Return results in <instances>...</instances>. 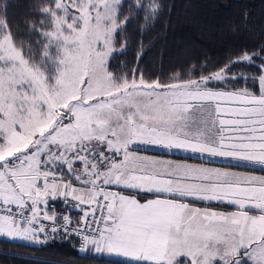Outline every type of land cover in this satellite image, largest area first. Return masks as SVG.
<instances>
[{
    "label": "snow or ice",
    "instance_id": "obj_1",
    "mask_svg": "<svg viewBox=\"0 0 264 264\" xmlns=\"http://www.w3.org/2000/svg\"><path fill=\"white\" fill-rule=\"evenodd\" d=\"M125 3L34 0L38 19L25 27L39 39L27 43L0 4V237H75L79 251L130 264H264V175L132 151L154 145L264 172V43L196 78L146 80L139 63L117 74L110 61L132 19ZM133 9L147 21L162 5L131 0ZM58 199L79 210L75 222Z\"/></svg>",
    "mask_w": 264,
    "mask_h": 264
},
{
    "label": "trees",
    "instance_id": "obj_2",
    "mask_svg": "<svg viewBox=\"0 0 264 264\" xmlns=\"http://www.w3.org/2000/svg\"><path fill=\"white\" fill-rule=\"evenodd\" d=\"M5 0H0L3 4ZM34 0H7L8 18L19 29L18 39L26 43L39 39L30 35L26 24L38 19L32 9ZM131 0L124 4V16L131 15L125 31L118 37L117 48L125 40L127 47L113 56L110 70L117 74L129 73L139 63L146 80L159 78L169 82L177 74L183 79L196 78L217 70L229 58L235 59L241 50L255 51L264 43V0H157L162 5L158 17L145 20L146 13L126 11ZM147 2V0H145ZM248 13L247 25L243 14ZM123 19V16L121 17ZM236 31H232L233 26ZM143 53L138 60V55ZM261 61L257 60L256 63ZM195 69V71H194ZM256 73L255 67L234 66L232 71ZM231 168L259 171L254 167L233 163H214ZM150 195L141 194L138 198ZM51 203V202H50ZM66 211L61 200L54 202ZM130 264L118 257L89 251H79L78 239H60L47 244H33L25 240L0 237V264Z\"/></svg>",
    "mask_w": 264,
    "mask_h": 264
},
{
    "label": "crops",
    "instance_id": "obj_3",
    "mask_svg": "<svg viewBox=\"0 0 264 264\" xmlns=\"http://www.w3.org/2000/svg\"><path fill=\"white\" fill-rule=\"evenodd\" d=\"M132 151H135L140 156H147L150 158L171 160V161L178 162V163H189V164L202 165V166H205L207 164L206 167L220 168L222 170H228V171H234V172H240V173H248V174H253V175H264V172L249 171V170H244V169H239V168H231V167H227V166L214 164V163L223 162V163H233V164H237L238 166H243V167L249 166V167H254L256 169L259 168V165L252 164V163H249L246 161H238V160L225 159V158H220V157H217V160H213V158H215V157L211 158V160H210V159H204V156L199 154V153L194 154L192 152H188V154H186V152L178 151V150L173 152V153L169 152V154H167L166 152H160L158 150L157 151L156 150H150V152H149L148 150H146V148H143V146H141V150L132 149ZM162 156H164V157H162ZM208 163H211V164L208 165ZM125 194H129V193L125 192ZM150 198H152V197L148 196V197H142V198H138V199H141V201L143 202V200L150 199ZM195 206L200 207V208L212 207V208H215L217 210H223V211L234 210L232 208H226L223 205H216V204L205 205L203 203H198ZM105 255L118 257V258H121L123 260L130 261V260H127L128 258H125L122 256L108 255V254H105Z\"/></svg>",
    "mask_w": 264,
    "mask_h": 264
},
{
    "label": "rangeland",
    "instance_id": "obj_4",
    "mask_svg": "<svg viewBox=\"0 0 264 264\" xmlns=\"http://www.w3.org/2000/svg\"><path fill=\"white\" fill-rule=\"evenodd\" d=\"M141 146H143V148H146V150H148L149 152H150V150H158V151H160V152H166L167 154H169V151L168 150H165V149H163V148H161V147H158V146H154V145H143V144H137V145H135L134 147H133V149H137V150H141ZM175 151H177V150H172L171 151V153H173V152H175ZM185 152V151H184ZM186 154H188V152H186ZM194 154H198V153H194ZM204 156V159H210L211 160V158H213V157H210V156H208V155H203ZM162 157H164V156H162ZM171 159V158H170ZM213 160H217V157H215V158H213ZM212 160V161H213ZM213 163V162H212ZM209 164H211V163H208V165ZM207 166V164L205 165V167ZM260 167V166H259ZM259 169V168H258ZM75 209V208H74ZM75 210H77V209H75ZM127 260H129V258L127 259Z\"/></svg>",
    "mask_w": 264,
    "mask_h": 264
},
{
    "label": "built area",
    "instance_id": "obj_5",
    "mask_svg": "<svg viewBox=\"0 0 264 264\" xmlns=\"http://www.w3.org/2000/svg\"><path fill=\"white\" fill-rule=\"evenodd\" d=\"M55 207V205H54ZM58 212H60L62 215L63 214H68L72 217L73 221L75 222L76 219L78 218L79 215H81V213L79 212V210H74V211H66L64 209H61L60 207L58 209H56ZM80 247V241L78 240V249Z\"/></svg>",
    "mask_w": 264,
    "mask_h": 264
}]
</instances>
